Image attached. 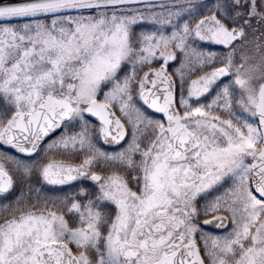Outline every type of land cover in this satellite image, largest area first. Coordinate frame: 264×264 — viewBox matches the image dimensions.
Returning a JSON list of instances; mask_svg holds the SVG:
<instances>
[{
    "label": "snow or ice",
    "instance_id": "obj_1",
    "mask_svg": "<svg viewBox=\"0 0 264 264\" xmlns=\"http://www.w3.org/2000/svg\"><path fill=\"white\" fill-rule=\"evenodd\" d=\"M0 264H264V0H0Z\"/></svg>",
    "mask_w": 264,
    "mask_h": 264
}]
</instances>
